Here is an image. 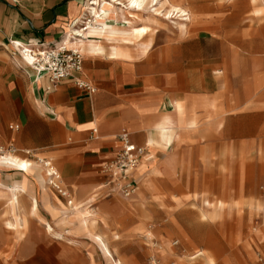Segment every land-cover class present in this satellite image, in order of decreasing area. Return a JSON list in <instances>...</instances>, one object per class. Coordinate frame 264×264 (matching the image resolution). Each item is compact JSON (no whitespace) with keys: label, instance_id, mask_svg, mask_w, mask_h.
<instances>
[{"label":"crops","instance_id":"obj_1","mask_svg":"<svg viewBox=\"0 0 264 264\" xmlns=\"http://www.w3.org/2000/svg\"><path fill=\"white\" fill-rule=\"evenodd\" d=\"M84 1L0 0V147L13 145L21 159L24 150L50 159L65 191L61 195L48 185L43 166L26 171L0 168V264H104L100 250L78 229L79 218L73 226L61 225L64 217L73 220L66 212L72 205L96 210L97 230L107 236L113 229L120 234V238L114 234L118 241H109L114 255L134 264L131 256L141 220L101 172L102 164L117 151L118 133L127 132L134 145L144 148L145 156L154 153V160L172 154L174 172L176 154L184 155L185 173L194 162L221 175L223 166L235 168L248 158L264 160L262 149L244 154L235 147L225 148L245 136L250 143L264 136V83L257 81L242 94L229 87L223 72L234 67L223 58L232 51L215 35L191 34L180 40L179 48L169 43L154 48L152 42L147 54L133 59L83 54L78 77L91 84L94 93L71 79L53 87L37 78L14 42L39 49L71 39L64 36L78 27ZM217 44L219 51L209 49ZM175 99L184 100V120L195 115L210 129L199 134L182 125L176 142L167 150L155 149L147 145L149 140L170 136L153 126L166 115L176 118L173 108L165 105ZM241 115L252 118L246 122L239 119ZM184 132L191 135V142L184 141ZM141 162L135 172L137 183L136 175L152 165ZM259 166L264 168V161ZM218 191L216 187L203 198L215 200ZM46 223L63 238L51 234ZM113 243L124 244L126 251L121 253Z\"/></svg>","mask_w":264,"mask_h":264},{"label":"rangeland","instance_id":"obj_2","mask_svg":"<svg viewBox=\"0 0 264 264\" xmlns=\"http://www.w3.org/2000/svg\"><path fill=\"white\" fill-rule=\"evenodd\" d=\"M84 2L86 4L87 0ZM174 3L189 12L190 21L182 31L174 24L179 21L178 16L155 14L154 8L162 10L164 7L152 6L150 0L139 12H129L120 5H113L118 17L122 8L132 27L151 33L154 48L166 43L179 48L180 40L194 33L215 35L223 40L232 51L223 60L234 67L228 74L223 73L228 79V86L239 94L257 81L264 83V0H174ZM257 7H262V10L255 12ZM82 15L91 25H95L89 14ZM209 49L219 51L221 47L217 44ZM249 117L241 115L239 119L247 122ZM182 137L188 141L191 135L184 132ZM247 138H240L236 145L228 143L225 148L229 150L235 147L244 154L247 150L264 151V136L255 138L254 143L244 140ZM176 157L178 164L175 172L171 154L156 159L163 164L164 173L157 165L159 162L151 159L143 161L152 164L149 169H142L140 172L143 173L136 175V192L126 200V204L134 208L136 219L141 220V226L136 227L140 232L134 239L133 263L151 264L154 256L159 264H262L257 260L262 257L264 262V211L258 209L257 205L264 203V168L259 166L264 160L248 158L235 168L225 169L223 166V172L219 175L213 169L203 170L196 162L185 173L181 166L184 155L176 154ZM155 170L152 175L150 171ZM216 187L219 189L216 198L222 200L223 205L221 209L217 208L213 198H209L212 203L207 217L203 218L199 215V211H205L202 207L203 196L207 192L213 194ZM140 200L143 202L142 208L137 202ZM132 201L136 202L135 205ZM97 226L95 231L102 234L108 244L109 241L119 240L114 239V234L120 238L115 229L107 236L98 231ZM147 232H151L152 236L148 237ZM112 246H118L121 253L126 251L124 244L113 243ZM109 247L114 255L115 249L110 244ZM146 250L150 253L146 254ZM208 257L213 261L208 262ZM114 258L128 264L119 256L114 255Z\"/></svg>","mask_w":264,"mask_h":264},{"label":"bare ground","instance_id":"obj_3","mask_svg":"<svg viewBox=\"0 0 264 264\" xmlns=\"http://www.w3.org/2000/svg\"><path fill=\"white\" fill-rule=\"evenodd\" d=\"M146 1L147 0H125L124 2L122 0H87L86 4L83 6V13L89 14V16L93 18L94 20L93 24L95 25H91V23H89V20L85 22V18L83 17L80 18L79 19L80 22L77 28L73 29L70 32V34H69V29L67 30L64 37L70 36L71 39L65 40V42H63L64 46L69 48L78 46L81 52L82 53L84 52L87 55L107 54L112 58L133 59L147 54L148 50L152 46L151 33H148L146 30L143 29H137L132 27L131 22L125 17L124 10L122 9L125 8L129 12H139L145 8ZM150 2L153 4L152 6L159 5L164 7V9L162 10H160V8H154L155 14L162 13L163 17H169L174 14L178 16L179 21L174 22V24L177 26V28L180 31H182V29H185L186 24L190 21L188 10H186L182 6L175 4L174 0H150ZM113 3L120 5L122 7L120 8L119 17L114 12ZM261 10L262 7H257L255 9V12H259ZM82 24L85 26L83 29H81ZM105 50H108V52L106 53ZM27 60L30 61L31 59L27 58ZM165 105L173 108L174 110L173 112L176 118H172L171 116L166 115L159 122H157L153 126V128L156 131L167 130L170 136L169 140L166 138V136L165 137L163 136V138L159 140H149L147 142V145L153 146L155 149L162 148L164 150H167L172 142H176L178 140V130L182 125H184L186 128L190 130L196 131L199 134L210 129V127L206 126L205 123L200 124L197 118L195 117V115H192L188 120L183 119L184 108H185L184 100L175 99L174 101L171 102L170 105H168L167 103H165ZM209 107L210 108L214 107V102H211ZM203 126L205 128H203ZM202 139L203 138L201 136L198 137L199 141H202ZM151 159H154L153 153L149 154V156L146 155L142 159V161L151 160ZM159 160H156L155 162H159ZM33 164L42 166L36 162H30L28 160L21 159L18 156L12 154H7L3 158H0V168H4V169H19L26 171L27 168L33 166ZM157 165L160 167V170L162 169L161 170L162 173H164L165 170L162 168L163 164L161 165V163L159 162L157 163ZM14 166H16L17 168H15ZM47 170L48 169H46V171ZM155 172L156 170L153 172L150 171L152 175ZM128 198L126 200H128ZM172 198L174 197H171V199ZM211 203L212 202H210L209 197L202 199V207L205 209V211L198 210L200 212L198 213L199 215H201V217L203 218L207 217V211ZM214 205L217 208L221 209V206L223 205V201L216 198L214 200ZM257 207L258 209L260 208L261 210L264 211V203L262 205H257ZM66 212L68 215L72 216L73 220L70 221L64 217L61 220V225L73 226L74 220L79 218L80 221L78 224V228L84 234L88 235L90 239L96 244L97 249L100 250L101 256L104 260L103 263L123 264L119 259L114 258V255L110 250L106 238L102 234L97 233L95 231V227L97 224V216H98V212L96 210L93 209L80 210L77 207V205H72L68 208ZM5 225L10 226L11 223L6 222ZM46 227L47 230L54 236L63 238L61 233L60 232L57 233L56 231L54 232L48 223H46ZM146 235L148 237H151L152 233L147 232ZM114 239L116 240L117 237L114 236ZM152 259H154V256H152ZM207 261L212 262L213 260L212 258L208 257Z\"/></svg>","mask_w":264,"mask_h":264},{"label":"built area","instance_id":"obj_4","mask_svg":"<svg viewBox=\"0 0 264 264\" xmlns=\"http://www.w3.org/2000/svg\"><path fill=\"white\" fill-rule=\"evenodd\" d=\"M88 19H85V22ZM78 19L75 20L73 27L77 25ZM85 26L82 24L81 29ZM62 41L51 47L32 49L27 43L16 40L14 44L17 46V53L23 62L32 68L37 78H45L51 86L63 81L71 79L80 88L85 89L89 93H94L95 88L78 77L82 70L83 53L78 47H65ZM27 58L31 59L30 61ZM17 128V126H9ZM117 143V151L113 158L104 162L101 166V172L110 178V182L115 184L125 198L132 196L137 188V179L135 171L141 160L145 157L144 148L134 145L129 138L127 132L118 133L115 136ZM17 149L9 144L0 147V158L7 154L17 155ZM24 160L36 162L46 169L48 177V185L54 188L59 194L65 195V191L60 183V176L52 164L50 159L34 156L30 150H24ZM24 171V170H23ZM258 261L264 264L261 257ZM151 264H159L155 259Z\"/></svg>","mask_w":264,"mask_h":264}]
</instances>
